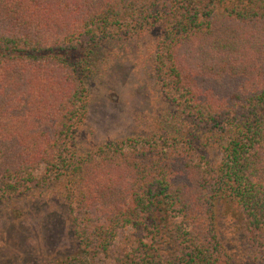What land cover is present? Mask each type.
Masks as SVG:
<instances>
[{
    "label": "trees",
    "instance_id": "trees-1",
    "mask_svg": "<svg viewBox=\"0 0 264 264\" xmlns=\"http://www.w3.org/2000/svg\"><path fill=\"white\" fill-rule=\"evenodd\" d=\"M138 37L163 108L80 149L96 52ZM41 189L60 264H264V0H0V200Z\"/></svg>",
    "mask_w": 264,
    "mask_h": 264
},
{
    "label": "rangeland",
    "instance_id": "rangeland-1",
    "mask_svg": "<svg viewBox=\"0 0 264 264\" xmlns=\"http://www.w3.org/2000/svg\"><path fill=\"white\" fill-rule=\"evenodd\" d=\"M151 43L138 37L108 43L96 52L97 69L87 79L89 108L78 136L80 149L137 135L163 108L150 69ZM78 252L60 196L46 189L0 200V264H60ZM75 264H113L111 258Z\"/></svg>",
    "mask_w": 264,
    "mask_h": 264
}]
</instances>
